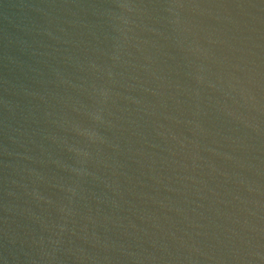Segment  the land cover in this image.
Masks as SVG:
<instances>
[{
  "label": "water",
  "instance_id": "1",
  "mask_svg": "<svg viewBox=\"0 0 264 264\" xmlns=\"http://www.w3.org/2000/svg\"><path fill=\"white\" fill-rule=\"evenodd\" d=\"M0 264H264V0H0Z\"/></svg>",
  "mask_w": 264,
  "mask_h": 264
}]
</instances>
